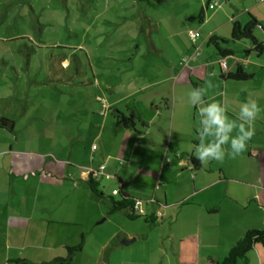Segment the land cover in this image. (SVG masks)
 Wrapping results in <instances>:
<instances>
[{
    "label": "crops",
    "instance_id": "0c3cea01",
    "mask_svg": "<svg viewBox=\"0 0 264 264\" xmlns=\"http://www.w3.org/2000/svg\"><path fill=\"white\" fill-rule=\"evenodd\" d=\"M154 2L160 8L154 20L172 28L163 46L145 47L138 76L125 79L126 92L114 95L119 81L109 95L96 85L91 105L85 101L88 107L82 103L63 117L45 106H27L20 118L0 111L14 122L11 131L0 129V264H41L67 248L78 249L70 264H215L244 232L264 227V50L258 57L241 40L224 46L230 53L221 58L208 44L212 37L228 42L233 25L249 17L264 30V0ZM253 37L264 47L258 32ZM195 50L199 55L181 64ZM222 60L227 74L241 68L250 79H228ZM196 88L207 89L205 104H227L232 120L249 99L260 105L255 134L235 159L197 158L203 105L189 99ZM131 105L141 124L125 129L109 109ZM96 171L111 195L146 201L137 203L136 219L106 214L86 185ZM145 216L156 217L155 224ZM247 262L264 264V248H253Z\"/></svg>",
    "mask_w": 264,
    "mask_h": 264
},
{
    "label": "rangeland",
    "instance_id": "374dc122",
    "mask_svg": "<svg viewBox=\"0 0 264 264\" xmlns=\"http://www.w3.org/2000/svg\"><path fill=\"white\" fill-rule=\"evenodd\" d=\"M155 5L154 0H0V111L7 108L20 118L27 106H45L63 117L85 101L91 105L96 85L109 95L119 81L114 95L126 92L125 79L138 76L145 47L163 46L172 28L154 20ZM170 162L166 156L164 166ZM100 189L105 198H95L108 207L112 187Z\"/></svg>",
    "mask_w": 264,
    "mask_h": 264
},
{
    "label": "trees",
    "instance_id": "16d2710c",
    "mask_svg": "<svg viewBox=\"0 0 264 264\" xmlns=\"http://www.w3.org/2000/svg\"><path fill=\"white\" fill-rule=\"evenodd\" d=\"M254 32H258L264 38V30L253 20V18L249 17L244 26L240 27L237 24L233 25L228 42L212 37L208 40V44L214 48V51L219 54L221 58H225L229 55L230 52L224 50V46H226L227 44H237L241 40H248L253 45L252 52L259 57L262 53V50H264V47L262 43H258L255 41L253 37ZM226 77L235 82H244L248 81L251 75L244 72L241 68H237L233 73H226ZM125 109L126 111L130 112L128 115L116 108H110L109 114L118 123V125H121L125 129H134L136 125L141 124V120L137 117V112L134 106L131 105L126 107ZM13 126V121L2 118V116H0V129L11 131ZM86 185L93 196H95L99 200H103L105 198L104 193L100 189L98 177H94L93 174H91L87 180ZM106 198H108L109 201L106 214L109 215L115 212H122L130 220H134L138 217V215L136 214V206L138 202H141V200L123 193H120L118 195V198L114 197V195H109ZM143 202L146 203V201ZM145 219L149 225L155 224L156 217L145 216ZM256 246L264 248V227L260 230H247L246 232H244L242 236L232 246L229 247L225 257H223L220 262H215V264H248L247 258L249 252ZM77 250V248H67L64 256L41 264H70L72 256ZM21 264L34 263H25L21 261Z\"/></svg>",
    "mask_w": 264,
    "mask_h": 264
},
{
    "label": "clouds",
    "instance_id": "9594fccd",
    "mask_svg": "<svg viewBox=\"0 0 264 264\" xmlns=\"http://www.w3.org/2000/svg\"><path fill=\"white\" fill-rule=\"evenodd\" d=\"M208 87L212 85L209 83ZM206 92L207 89L196 88L189 93L193 106L203 105L199 107L201 143L196 148V156L201 163L223 162L226 156L235 159L246 150L255 134V121L262 109L255 99H249L240 105L237 120H232L227 114V104L214 99L205 104ZM234 131L235 136L232 135Z\"/></svg>",
    "mask_w": 264,
    "mask_h": 264
},
{
    "label": "built area",
    "instance_id": "2783aa9c",
    "mask_svg": "<svg viewBox=\"0 0 264 264\" xmlns=\"http://www.w3.org/2000/svg\"><path fill=\"white\" fill-rule=\"evenodd\" d=\"M188 35L190 36V38L192 40H195L198 37L197 33L195 31H188ZM198 55H199V51L195 50L191 56H189V57L185 56L184 58H182L181 59V64L187 63L189 60H194ZM226 66H227L226 62L224 60H222L220 62L219 68L221 69L222 72L226 73L227 72ZM94 148H95V146L93 145L92 149H94ZM99 170H100V172H102L104 170V167L103 166L99 167ZM99 174H100L99 171H96V172L93 173V176L94 177H99ZM115 193H116V191H114V194Z\"/></svg>",
    "mask_w": 264,
    "mask_h": 264
},
{
    "label": "water",
    "instance_id": "95a60500",
    "mask_svg": "<svg viewBox=\"0 0 264 264\" xmlns=\"http://www.w3.org/2000/svg\"><path fill=\"white\" fill-rule=\"evenodd\" d=\"M130 242V240L129 241H121L120 243L122 244V245H126V244H128Z\"/></svg>",
    "mask_w": 264,
    "mask_h": 264
}]
</instances>
